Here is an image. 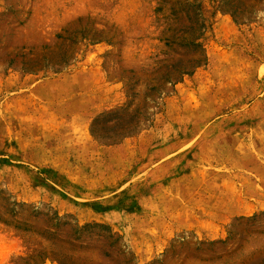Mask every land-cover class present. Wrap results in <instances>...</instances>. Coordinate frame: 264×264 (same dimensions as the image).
<instances>
[{
	"label": "rangeland",
	"instance_id": "1",
	"mask_svg": "<svg viewBox=\"0 0 264 264\" xmlns=\"http://www.w3.org/2000/svg\"><path fill=\"white\" fill-rule=\"evenodd\" d=\"M7 242V264H264V0H0Z\"/></svg>",
	"mask_w": 264,
	"mask_h": 264
},
{
	"label": "crops",
	"instance_id": "2",
	"mask_svg": "<svg viewBox=\"0 0 264 264\" xmlns=\"http://www.w3.org/2000/svg\"><path fill=\"white\" fill-rule=\"evenodd\" d=\"M22 255V251L19 246L16 248L13 244L7 242L4 246L0 243V264H7L11 258Z\"/></svg>",
	"mask_w": 264,
	"mask_h": 264
},
{
	"label": "trees",
	"instance_id": "3",
	"mask_svg": "<svg viewBox=\"0 0 264 264\" xmlns=\"http://www.w3.org/2000/svg\"><path fill=\"white\" fill-rule=\"evenodd\" d=\"M184 74H190V72L184 71V72H182V75H184Z\"/></svg>",
	"mask_w": 264,
	"mask_h": 264
}]
</instances>
